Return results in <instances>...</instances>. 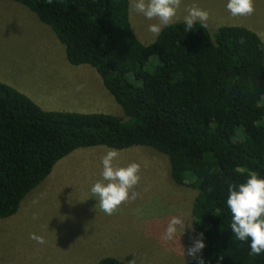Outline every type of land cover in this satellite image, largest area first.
<instances>
[{
    "label": "trees",
    "instance_id": "16d2710c",
    "mask_svg": "<svg viewBox=\"0 0 264 264\" xmlns=\"http://www.w3.org/2000/svg\"><path fill=\"white\" fill-rule=\"evenodd\" d=\"M11 1L53 32L69 65L94 69L122 116L43 110L0 82V219L75 149L147 146L166 157L175 185L195 191L190 210L203 233L197 255L204 264H264V253L250 255V238L232 233L226 203L229 187L249 172L264 178L259 36L242 26L209 34L199 21L186 32L180 20L142 44L129 24L128 0ZM97 264L126 263L104 256Z\"/></svg>",
    "mask_w": 264,
    "mask_h": 264
},
{
    "label": "rangeland",
    "instance_id": "374dc122",
    "mask_svg": "<svg viewBox=\"0 0 264 264\" xmlns=\"http://www.w3.org/2000/svg\"><path fill=\"white\" fill-rule=\"evenodd\" d=\"M227 2L182 0L173 22L184 20L187 8L195 5L209 13V34L220 26L245 27L259 36L264 53V0H254V13L240 17L231 16ZM131 4L128 0L131 30L138 41L148 44L154 39L148 26L158 21L136 13ZM148 61L153 63L152 56ZM0 82L43 110L122 116L94 69L69 65L53 32L11 0H0ZM79 84L84 87L76 91ZM109 149L92 146L70 152L52 166L46 178L55 169L51 177L20 200L13 215L0 219V264H97L104 256L126 264L133 260L134 264H186L192 258L187 250L200 232L190 210L195 191L171 181L162 153L140 145L117 150L119 166L140 164L141 179L134 190L142 198L122 204L112 215L100 210L90 189L102 180L101 158ZM173 216L192 227L186 224L182 235L183 229H178L173 240L165 241L162 237ZM32 233L43 236L46 243L31 239Z\"/></svg>",
    "mask_w": 264,
    "mask_h": 264
},
{
    "label": "clouds",
    "instance_id": "9594fccd",
    "mask_svg": "<svg viewBox=\"0 0 264 264\" xmlns=\"http://www.w3.org/2000/svg\"><path fill=\"white\" fill-rule=\"evenodd\" d=\"M47 2L51 4L52 0ZM181 3L182 0H132L131 8L148 20L158 21L148 26V31L155 37L173 22ZM226 8L233 17L250 16L255 11L254 0H228ZM208 17L209 13L206 10L195 5L188 7L184 16L186 32L192 30L197 21L203 28L206 27ZM241 42L243 43V39ZM152 43H155V40ZM83 87V84L77 85L76 91H80ZM118 157L117 150H107L101 158L102 180L95 182L90 189L91 196L98 200L100 210L107 215L114 214L124 203L135 201L138 197L142 198V194L134 190L141 179L140 164L133 162L127 166H119L115 163ZM236 171L243 173L245 170L237 168ZM228 193L226 203L232 213L230 225L232 233L240 241L250 238V255L264 253V178L259 177L255 172H249L246 182L239 184L238 188L229 187ZM33 219L36 217L34 216ZM186 224L187 227H192V223L186 222L182 217L173 216L167 224L162 239L173 240L178 229H183L182 235ZM30 238L39 244L46 243L43 236L35 233L30 234ZM204 247L203 233H199L198 238L188 248L187 254L196 260L197 264H204V258L197 255ZM130 264H134V260Z\"/></svg>",
    "mask_w": 264,
    "mask_h": 264
},
{
    "label": "crops",
    "instance_id": "0c3cea01",
    "mask_svg": "<svg viewBox=\"0 0 264 264\" xmlns=\"http://www.w3.org/2000/svg\"><path fill=\"white\" fill-rule=\"evenodd\" d=\"M61 159H62V158H61ZM58 161H59V160H58ZM58 161H57V162H58ZM57 162H56V163H57ZM56 163H55V164H56ZM54 167H55V165L53 166V168H54ZM54 170H55V169H53V171L51 172V174H50L46 179H48L49 177H51V175L53 174ZM28 198H29V196H26V197L24 198L23 201H26Z\"/></svg>",
    "mask_w": 264,
    "mask_h": 264
}]
</instances>
